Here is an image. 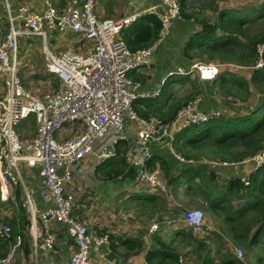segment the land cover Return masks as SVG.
<instances>
[{"label":"crops","instance_id":"obj_1","mask_svg":"<svg viewBox=\"0 0 264 264\" xmlns=\"http://www.w3.org/2000/svg\"><path fill=\"white\" fill-rule=\"evenodd\" d=\"M189 1L184 0L187 16L174 21L166 44L154 49L150 65L130 73L132 79L160 88L159 96L139 98L133 105L141 116L158 117L167 135L160 141L150 138L140 143L135 119L126 117V139L113 143L112 156L99 164L82 160L72 167L73 181L66 189L75 197L74 213L87 229L98 236L107 235V241L93 249L91 264H175L179 256L187 264H222L227 255L235 256V247L249 255L243 264H264V169L245 160L249 156L213 159L212 149L197 148L201 143L196 141L195 123L177 129L180 120L176 111L192 95L200 99L198 109L211 117L233 118L251 110L224 101L226 94L222 100L214 94L219 89L225 92L229 85L226 81L218 82L221 72H229L227 77L249 80L252 71H243V65L218 64L216 78H203L196 70L184 75L171 74L176 67L189 69L199 62V48L194 44L189 49L187 45L197 40L203 26L190 15ZM156 3L158 0H102L95 12L112 18L140 13L121 29L119 36L125 41V31L133 32L144 26L143 17L149 15L146 11ZM45 5V0H0V30L6 34L9 17L19 13L21 6L39 12ZM48 37L54 51L69 49L86 54L93 46L91 39L68 31L50 32ZM15 61L23 86L33 93L46 92L37 88L44 82L56 86V76H50L44 68L40 38H18ZM195 82L197 91L192 86ZM101 142L95 144V149ZM129 157L145 158L149 170L159 171L164 189L138 186V169L129 163ZM18 172L20 180L9 185L7 196L0 185V225L9 226L11 231L15 230L13 235L21 236L13 264H66L75 247L62 225L50 227L55 236L53 251L44 253L38 246L43 238L40 220L43 204L37 191V169L21 164ZM243 178L249 179V183L244 184ZM26 193L33 199L31 212L23 205ZM187 208L203 210L205 225L201 233L186 227L183 213ZM154 224L156 227L152 228ZM14 238L0 235V258L14 243ZM34 243L38 247L36 255Z\"/></svg>","mask_w":264,"mask_h":264},{"label":"built area","instance_id":"obj_2","mask_svg":"<svg viewBox=\"0 0 264 264\" xmlns=\"http://www.w3.org/2000/svg\"><path fill=\"white\" fill-rule=\"evenodd\" d=\"M45 3L39 12L21 6L19 13L9 17L8 30L0 39V76L3 83L0 95V185L7 196L9 185L20 180L19 165L37 169V191L43 204L40 211L43 238L38 245L41 252L54 250L55 236L50 227L60 224L75 247L66 264H91L93 249L98 243L106 242L107 235H96L74 213L75 197L66 189L73 181L72 167L82 160L99 164L112 156L115 153L113 143L126 139V117L135 119L140 143L150 138L160 141L167 135L168 131L158 117L139 116L133 109L134 100L157 97L161 93L160 88H151L136 81L130 73L150 65L154 49L164 41L174 21L182 17L180 0H158L148 8L146 12L158 18L160 28L152 43L134 50L120 38L119 33L140 13L101 18L94 10L97 0H66L61 6H53L50 0H45ZM66 31L91 39L92 50L86 54L67 50L56 55L49 45V33ZM21 37L40 38L44 68L47 73L55 75L62 86L53 92L37 95L21 84L15 61L17 40ZM263 63L264 60L259 58L256 67ZM193 70L203 78H214L218 65L198 62L189 69L176 67L171 74L184 75ZM163 82L164 79L161 84ZM199 101L196 97L179 107L176 112L180 120L177 129L211 117L198 109ZM30 116L35 119V133L24 138L17 127ZM110 133L112 137L107 139ZM100 141L99 148L95 149V144ZM245 160L261 167L264 149ZM128 161L138 169V186L164 189L159 171L149 170L145 158L129 157ZM188 161L193 162L192 159ZM242 181L249 183L246 178ZM23 205L31 212L33 199L28 193ZM183 219L186 227L194 233L203 231L205 215L202 209L187 208ZM0 235L11 237V228L0 225ZM20 243L21 236L17 234L14 243L0 258V264H13L15 250ZM34 254H38L35 243ZM234 254L239 260L244 259L242 248L235 247ZM176 264L187 263L179 256Z\"/></svg>","mask_w":264,"mask_h":264},{"label":"trees","instance_id":"obj_3","mask_svg":"<svg viewBox=\"0 0 264 264\" xmlns=\"http://www.w3.org/2000/svg\"><path fill=\"white\" fill-rule=\"evenodd\" d=\"M184 9V0H180L182 17L184 15L187 16ZM258 19H264V3L252 5L242 11L238 9L221 10L215 23L202 25L203 30L198 33L197 40H191L187 48L191 49L196 44L194 47L200 50L197 53V58L204 53L208 57H213L210 52H214L219 58L232 54L233 57L228 60L240 65L253 66L259 56L258 45L264 43V27L255 33L254 37H251L246 31L245 24ZM143 20L146 23L144 26L142 25L133 32L128 33L125 31V43L132 50L149 45L157 37L160 28L158 18L149 13V15L143 17ZM138 25H140V22ZM240 35L248 38L249 42L244 43L241 41L238 37ZM139 43L143 44V46L139 47ZM235 46L238 47L235 48ZM261 54L264 60V49ZM226 74V72L219 73L217 79L225 82ZM250 81L259 86L264 85V64L260 68H255ZM231 83L232 87L243 89L248 93V80L242 77H233ZM137 115L139 114L137 113ZM30 119L35 124L34 117L30 116L23 119L19 126ZM194 126L197 129L196 141L198 143L212 141L216 145L213 146L215 149L210 147L212 149L210 154L213 159H216V157L237 159L252 156L257 151L264 149V94L259 97V102L255 105V109L247 111L245 115H236L233 118L210 117L204 122L194 124ZM227 147L230 149H225ZM207 160L212 159L207 158ZM261 168L264 169V164L258 169ZM13 234H15L14 229H12L10 235L14 238L17 234ZM222 264H243V261L236 256L227 255Z\"/></svg>","mask_w":264,"mask_h":264},{"label":"rangeland","instance_id":"obj_4","mask_svg":"<svg viewBox=\"0 0 264 264\" xmlns=\"http://www.w3.org/2000/svg\"><path fill=\"white\" fill-rule=\"evenodd\" d=\"M100 1H102V0H97V3L95 5V7H94V10L96 9L95 11H97V8L99 7V5H101ZM50 2H51V4L53 6H61L66 1L65 0H50ZM261 3H264V0H190L187 3V9L189 8L191 10V11H189L190 15L194 16V18L196 20H198L204 26V25H208V24H214L215 21H216V18L218 16L219 11H221V10L238 9L239 11H242V10L252 6V5H259ZM99 17H101V18H110L111 16L104 17V16H100L99 15ZM245 27H246L247 33L251 37H254L256 35L255 33L259 32L264 27V19H258L256 21L246 23ZM4 35H5V32H3V30H0V39L4 38ZM238 37L244 43H248L249 42V39L245 38V36H241L240 35ZM163 40L164 41L158 46L159 48H162L166 44V42L168 40L167 34H166V36L164 37ZM240 40H238V41H240ZM263 46H264V43L258 45V54H259V56H258V59L255 61L253 66H246V65L242 66L241 65L243 71H246V72L247 71H249V72L252 71L251 75H253V73H254L253 69L263 66L264 63L261 66L256 67V62L259 60V58H262V54L261 53H262V51L264 49ZM237 47L238 46H235V48H237ZM65 50H69V49H58L57 51H54V53L56 55H60ZM210 54L213 57H208V55L204 53V54L201 55V57H198L197 59H198L199 62L211 63V64H217V65L218 64L240 65V64H237L235 62H232V61L228 60V59L233 57L232 54L231 55L228 54L227 56L220 57V58L218 56H216L217 54H215L214 52H210ZM251 68H253V69H251ZM227 74H230V73L227 72ZM49 75L50 76H54L53 74H49ZM19 78H20L21 84L23 85L24 81L21 79L20 76H19ZM214 78H216V77H214ZM231 79H232L231 77L225 76L226 82L229 83V85H227L225 87V92H224L223 89H219V91L217 90V93H214V94L219 95L220 96L219 98L221 100H222L221 97H224L225 94H226L227 98H224V101H226L228 103H231V104H234V105H237L236 103H238L239 106H242V107L246 108L247 110L248 109H252V110L255 109V105H257V103L259 102V97L264 94V85L263 86H259V85L255 84V83L251 82L250 79H249L248 80L249 81V90H248V93H246L243 89H239L237 87H232V84H230L231 83ZM55 82H56V86H54L55 84L53 85V84H49L48 82H44L37 88H42L44 91L50 92V91H52L51 90L52 88H56L57 87V89H58L60 86H62L60 81L57 78H56ZM218 82H219V80H218ZM0 83H1V93H2L3 87H2L1 77H0ZM44 85H48V88H43ZM50 86H52V88H50ZM192 86H193V89L195 91L196 82L194 84H192ZM43 90L40 89L39 91H43ZM196 91H197V87H196ZM46 92H43L41 94L37 93V95H43ZM191 94H193V93H191ZM195 96L196 95H192V97L189 98L187 100V102L189 100L194 99ZM133 107H134V105H133ZM134 109L137 112L135 107H134ZM25 122L21 126L17 127L18 128V132L24 138H30V137L33 136V134L35 132V124L31 121V119L28 122H26V124H25ZM213 146H216V145L212 141H208V142L201 143L197 148H204V147L206 148L207 147L208 149H210V147H213ZM225 149H230V148L227 147ZM205 159H207V158H205ZM218 160H219V158H218ZM213 256H215V255H213ZM246 257L249 258V255H247V254L245 255V253H244V259H243L244 261H246Z\"/></svg>","mask_w":264,"mask_h":264},{"label":"clouds","instance_id":"obj_5","mask_svg":"<svg viewBox=\"0 0 264 264\" xmlns=\"http://www.w3.org/2000/svg\"><path fill=\"white\" fill-rule=\"evenodd\" d=\"M207 160V159H206Z\"/></svg>","mask_w":264,"mask_h":264}]
</instances>
